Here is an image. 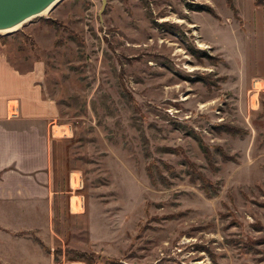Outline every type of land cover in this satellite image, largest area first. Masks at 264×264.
Segmentation results:
<instances>
[{"label": "rangeland", "instance_id": "374dc122", "mask_svg": "<svg viewBox=\"0 0 264 264\" xmlns=\"http://www.w3.org/2000/svg\"><path fill=\"white\" fill-rule=\"evenodd\" d=\"M232 1L62 0L0 35L15 67L43 64L81 196L54 264H264V2ZM32 240L0 234V264H30Z\"/></svg>", "mask_w": 264, "mask_h": 264}, {"label": "crops", "instance_id": "0c3cea01", "mask_svg": "<svg viewBox=\"0 0 264 264\" xmlns=\"http://www.w3.org/2000/svg\"><path fill=\"white\" fill-rule=\"evenodd\" d=\"M6 47L0 42V234L20 241L32 237L38 253L21 251L23 257L29 256L30 264H45L37 263L40 259L54 264L60 212L68 214L72 206V214L82 213L83 208H73V199L81 196H71L68 182L64 189L57 177L59 111L44 93L43 64L36 61L21 70Z\"/></svg>", "mask_w": 264, "mask_h": 264}, {"label": "water", "instance_id": "95a60500", "mask_svg": "<svg viewBox=\"0 0 264 264\" xmlns=\"http://www.w3.org/2000/svg\"><path fill=\"white\" fill-rule=\"evenodd\" d=\"M55 1L58 0H0V31L36 17ZM103 1L105 5L107 0Z\"/></svg>", "mask_w": 264, "mask_h": 264}, {"label": "trees", "instance_id": "16d2710c", "mask_svg": "<svg viewBox=\"0 0 264 264\" xmlns=\"http://www.w3.org/2000/svg\"><path fill=\"white\" fill-rule=\"evenodd\" d=\"M226 1L229 4V6L233 7V1L232 0H226ZM256 1H257V5L258 6L261 5V3L264 2V0H256ZM194 8H195L194 10L197 11V12H203V11H206L207 10L209 13L214 14V12H213V10L211 8L205 9V8L200 7L198 5H196ZM160 27H162V26H160ZM204 81L205 80L203 79V82ZM201 181L203 183L202 187L204 189H208V185H212V184H209L203 177H201ZM60 252H62V251L56 250L57 255ZM71 254L74 255L73 258H75L76 260H79V261L84 262V263H87V264L94 263L95 262V259H96L94 254H88V253L81 252V251H78V250L77 251L76 250L71 251Z\"/></svg>", "mask_w": 264, "mask_h": 264}, {"label": "bare ground", "instance_id": "6f19581e", "mask_svg": "<svg viewBox=\"0 0 264 264\" xmlns=\"http://www.w3.org/2000/svg\"><path fill=\"white\" fill-rule=\"evenodd\" d=\"M60 1H62V0H58L57 2L55 1L47 9L43 10L40 14H38L36 17H44V16H47L49 13H51L53 11V9L58 5V3ZM29 20H31V19H29ZM29 20L23 21L20 24L14 26L13 28H10L8 30L0 31V35L7 36V35H10V34H13V33L17 32ZM202 47H204V45H202Z\"/></svg>", "mask_w": 264, "mask_h": 264}]
</instances>
